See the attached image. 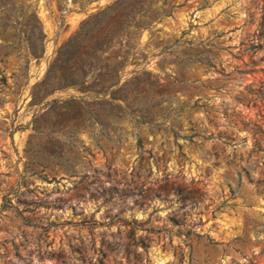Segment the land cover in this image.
<instances>
[{"label":"rangeland","instance_id":"obj_1","mask_svg":"<svg viewBox=\"0 0 264 264\" xmlns=\"http://www.w3.org/2000/svg\"><path fill=\"white\" fill-rule=\"evenodd\" d=\"M6 1L43 52L0 39V264H264V0ZM129 4L101 54L126 102L39 86Z\"/></svg>","mask_w":264,"mask_h":264},{"label":"trees","instance_id":"obj_2","mask_svg":"<svg viewBox=\"0 0 264 264\" xmlns=\"http://www.w3.org/2000/svg\"><path fill=\"white\" fill-rule=\"evenodd\" d=\"M134 7V4H129V9H127V6H123V8L120 6H106L83 19L74 33L58 47L56 55L49 62L43 78L39 81V86L44 88L54 86L52 89L55 86L58 88L71 86L96 100L103 98L109 102L121 100L126 102L130 95L128 96L122 92L126 83L120 82L119 66L112 62L111 57L103 60L101 54L106 46L113 41V35L122 27L125 17L130 15L129 13L133 10L135 11ZM15 8L14 2L0 0V21L4 27L10 26L11 29V32H6L3 28L0 32V39L4 43L10 41L11 44L17 47L21 46L22 40L27 39L30 47L26 58L39 59L43 52L42 32L35 24H29L28 36L22 35L18 28L21 22L8 21L9 16L13 17ZM33 15L34 19L37 20L35 14ZM92 30H96L97 34L88 36L87 32ZM13 38L16 41L12 40ZM87 73L91 74L88 75ZM92 73H95V75ZM139 147L142 148L141 144H139ZM139 160H142L144 165L147 166L149 156L143 157L141 155ZM137 177L140 178V174ZM161 189L166 191V186H162ZM140 191L143 190L138 189V192ZM173 191L179 195L181 202L193 198L190 194L193 192L192 190L182 192L181 189L174 188ZM193 202L191 201L192 205L195 204ZM183 205L184 203L182 207ZM177 223L182 224V219Z\"/></svg>","mask_w":264,"mask_h":264}]
</instances>
